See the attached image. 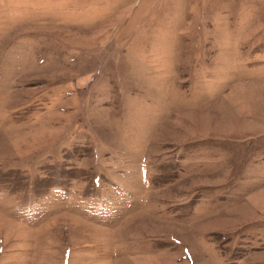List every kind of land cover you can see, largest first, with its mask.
Here are the masks:
<instances>
[{
  "label": "rangeland",
  "instance_id": "rangeland-1",
  "mask_svg": "<svg viewBox=\"0 0 264 264\" xmlns=\"http://www.w3.org/2000/svg\"><path fill=\"white\" fill-rule=\"evenodd\" d=\"M0 264H264V0H0Z\"/></svg>",
  "mask_w": 264,
  "mask_h": 264
}]
</instances>
